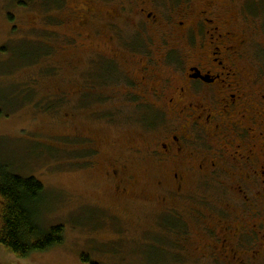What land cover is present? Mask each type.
<instances>
[{
	"label": "flooded vegetation",
	"instance_id": "obj_1",
	"mask_svg": "<svg viewBox=\"0 0 264 264\" xmlns=\"http://www.w3.org/2000/svg\"><path fill=\"white\" fill-rule=\"evenodd\" d=\"M66 5L50 6L56 41L85 47V83L63 99L132 107L139 134L104 175L149 209L146 246L165 264H264V0H80L60 18Z\"/></svg>",
	"mask_w": 264,
	"mask_h": 264
},
{
	"label": "rangeland",
	"instance_id": "obj_2",
	"mask_svg": "<svg viewBox=\"0 0 264 264\" xmlns=\"http://www.w3.org/2000/svg\"><path fill=\"white\" fill-rule=\"evenodd\" d=\"M23 1L0 0V159L10 171L43 184L41 223L45 228L62 225L64 240L23 259L0 244V264H165V255L144 243L151 239L145 229L156 225L149 209L115 195L104 175L107 163L139 134L132 107L121 106L118 114L119 105L111 100L105 105L67 104L63 98L85 83L80 71L85 47H58L56 34L66 30L52 24L54 0H30V6ZM78 2L69 0L59 17ZM39 39L49 47L38 44ZM30 44L39 47L28 48ZM40 52L36 60L33 55ZM87 151L96 152L90 171L83 160ZM133 168V173L139 171L138 165ZM138 192L153 195L145 188Z\"/></svg>",
	"mask_w": 264,
	"mask_h": 264
},
{
	"label": "trees",
	"instance_id": "obj_3",
	"mask_svg": "<svg viewBox=\"0 0 264 264\" xmlns=\"http://www.w3.org/2000/svg\"><path fill=\"white\" fill-rule=\"evenodd\" d=\"M8 18L11 20L12 16ZM38 47L28 45L31 49ZM48 53L47 50L42 56ZM36 54L33 57L38 60L41 52ZM45 199L46 190L38 179L10 171L0 159V244L17 258L47 252L63 243L62 225L45 228L41 223ZM82 261L87 263L89 259L82 257Z\"/></svg>",
	"mask_w": 264,
	"mask_h": 264
}]
</instances>
